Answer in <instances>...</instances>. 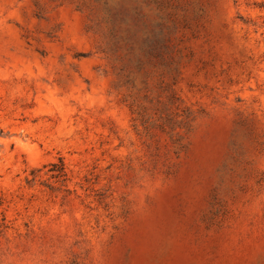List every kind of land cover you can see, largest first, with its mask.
<instances>
[{
	"label": "rangeland",
	"instance_id": "rangeland-1",
	"mask_svg": "<svg viewBox=\"0 0 264 264\" xmlns=\"http://www.w3.org/2000/svg\"><path fill=\"white\" fill-rule=\"evenodd\" d=\"M0 264H264V0H0Z\"/></svg>",
	"mask_w": 264,
	"mask_h": 264
},
{
	"label": "trees",
	"instance_id": "trees-1",
	"mask_svg": "<svg viewBox=\"0 0 264 264\" xmlns=\"http://www.w3.org/2000/svg\"><path fill=\"white\" fill-rule=\"evenodd\" d=\"M53 165L54 167H58V170H57L59 172L58 177L65 176V167H64L62 160H60V164H53Z\"/></svg>",
	"mask_w": 264,
	"mask_h": 264
}]
</instances>
